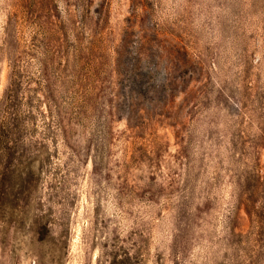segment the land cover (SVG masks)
Instances as JSON below:
<instances>
[{"label":"rangeland","instance_id":"374dc122","mask_svg":"<svg viewBox=\"0 0 264 264\" xmlns=\"http://www.w3.org/2000/svg\"><path fill=\"white\" fill-rule=\"evenodd\" d=\"M0 264H264V0H0Z\"/></svg>","mask_w":264,"mask_h":264}]
</instances>
